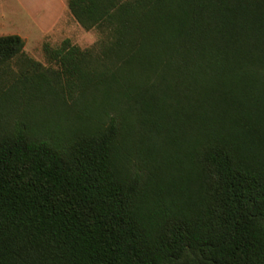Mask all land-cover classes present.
<instances>
[{"label":"trees","instance_id":"16d2710c","mask_svg":"<svg viewBox=\"0 0 264 264\" xmlns=\"http://www.w3.org/2000/svg\"><path fill=\"white\" fill-rule=\"evenodd\" d=\"M97 48L23 56L0 124V264H264V0H67Z\"/></svg>","mask_w":264,"mask_h":264},{"label":"rangeland","instance_id":"374dc122","mask_svg":"<svg viewBox=\"0 0 264 264\" xmlns=\"http://www.w3.org/2000/svg\"><path fill=\"white\" fill-rule=\"evenodd\" d=\"M17 34L24 40L23 56L39 67L56 69L47 50L64 40L79 49L97 48L100 35L95 29L83 28L67 7V0H0V35ZM20 64L12 60L6 74H0V124L17 120L33 124L49 122L64 128L78 125L72 104L53 98H29L14 95L10 86Z\"/></svg>","mask_w":264,"mask_h":264}]
</instances>
